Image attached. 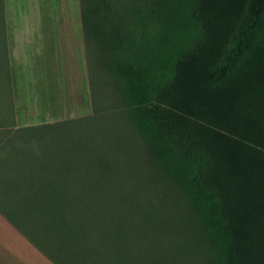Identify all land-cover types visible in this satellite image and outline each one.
Returning a JSON list of instances; mask_svg holds the SVG:
<instances>
[{
    "label": "rangeland",
    "instance_id": "rangeland-1",
    "mask_svg": "<svg viewBox=\"0 0 264 264\" xmlns=\"http://www.w3.org/2000/svg\"><path fill=\"white\" fill-rule=\"evenodd\" d=\"M84 2L92 27L99 25L93 36L101 37L93 56L103 63L94 86L98 109L90 119L34 131L27 149L69 172L76 226L90 241L92 264H109L110 252L128 247L136 258L151 256L142 264H235L218 198L200 182L208 159L188 154L156 111L189 54L209 43L218 59L226 58L251 0L235 25L215 35L199 21L200 0ZM262 36L264 16L244 53ZM5 60L0 0V128L14 117Z\"/></svg>",
    "mask_w": 264,
    "mask_h": 264
},
{
    "label": "crops",
    "instance_id": "crops-1",
    "mask_svg": "<svg viewBox=\"0 0 264 264\" xmlns=\"http://www.w3.org/2000/svg\"><path fill=\"white\" fill-rule=\"evenodd\" d=\"M3 8L14 120L0 128V264H92L69 172L27 144L38 129L95 115L99 25L84 0H3Z\"/></svg>",
    "mask_w": 264,
    "mask_h": 264
},
{
    "label": "trees",
    "instance_id": "trees-1",
    "mask_svg": "<svg viewBox=\"0 0 264 264\" xmlns=\"http://www.w3.org/2000/svg\"><path fill=\"white\" fill-rule=\"evenodd\" d=\"M244 1L200 0L203 29L215 35L231 28ZM263 16L264 0H251L248 17L223 60L209 50V43L189 54L156 111L157 121L188 154L208 159L200 182L218 198L235 264H264V36L249 53L243 51ZM3 21L9 77L4 8ZM130 252L129 247L123 254L110 252L109 264H142L150 256L136 258Z\"/></svg>",
    "mask_w": 264,
    "mask_h": 264
}]
</instances>
